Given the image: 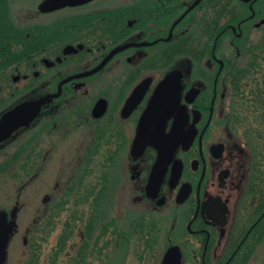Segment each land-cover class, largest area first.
<instances>
[{
    "label": "flooded vegetation",
    "instance_id": "obj_1",
    "mask_svg": "<svg viewBox=\"0 0 264 264\" xmlns=\"http://www.w3.org/2000/svg\"><path fill=\"white\" fill-rule=\"evenodd\" d=\"M43 1L10 5L0 34V118L42 102L36 119L0 143V170L29 154L42 169L43 139L57 145L73 128L93 138L67 191L44 193L32 224H18L19 194L9 209L0 203L9 219L18 208L5 264L17 242L22 264H136L138 245V264H162L171 247L181 264L260 263V171L232 82L220 74L240 55L237 38L261 26L263 0H88L42 10Z\"/></svg>",
    "mask_w": 264,
    "mask_h": 264
},
{
    "label": "rangeland",
    "instance_id": "obj_2",
    "mask_svg": "<svg viewBox=\"0 0 264 264\" xmlns=\"http://www.w3.org/2000/svg\"><path fill=\"white\" fill-rule=\"evenodd\" d=\"M12 1V4H10L11 6L15 5L17 3L16 1L22 2V0ZM25 1L22 2V6L27 7ZM27 1L32 3L37 2V0ZM34 6L35 4L33 7ZM241 125L240 132L243 133L248 142L250 134L246 133V129H244L245 124L241 123ZM40 136L41 138L45 137L43 134H40ZM92 138L93 134L90 130L80 127L73 128L68 135L59 139L57 145L52 139H43L42 144L44 147L42 148V157L43 155L48 154L49 151L50 153L45 160L42 169H34L31 154L26 156L27 158L25 157L24 161L14 167H12L13 165H6L1 168L2 170L0 171H3V177H0V203H4L9 209L14 205L17 195H20L18 200L20 201V205L23 203V206H20L19 208L18 224L21 227L33 223V219L35 218L36 211L41 205L42 195L44 193L51 192L59 194L67 191V183L70 179L74 178L73 176L76 170L78 171L79 160L82 156L84 146L87 142L89 143ZM248 146L249 153L253 152L249 142ZM250 149L252 151H250ZM255 150L257 152L260 151V146H256ZM33 172H35L36 175L30 179L29 177ZM28 180L30 181L29 183H27ZM119 193L121 194V191H119ZM22 248L23 246L21 242H17L16 253H12L10 264H13V262H16V264H22L24 262V258L27 256L23 254ZM121 251H124L123 245H121ZM136 252V264H138L139 258L144 255L143 252H141L140 245L137 246ZM121 255L122 252L117 253V257L120 258ZM117 261V264H122V261ZM131 264H135V261L133 260ZM252 264H264V239L260 243V263L256 261Z\"/></svg>",
    "mask_w": 264,
    "mask_h": 264
},
{
    "label": "trees",
    "instance_id": "obj_3",
    "mask_svg": "<svg viewBox=\"0 0 264 264\" xmlns=\"http://www.w3.org/2000/svg\"><path fill=\"white\" fill-rule=\"evenodd\" d=\"M10 1L0 0V34L5 33L4 19L11 17ZM260 17L264 19V0L260 2ZM236 44L240 55L232 57L225 65L220 79L232 82L233 106L240 115L238 123L245 124L244 129L250 134L248 142L254 152V176L259 177L260 171V203H264V23L252 34L245 32L237 38ZM233 55H237L235 50ZM256 146H260V151L255 150ZM262 209L264 205L260 206V211ZM262 221L264 225V217Z\"/></svg>",
    "mask_w": 264,
    "mask_h": 264
},
{
    "label": "water",
    "instance_id": "obj_4",
    "mask_svg": "<svg viewBox=\"0 0 264 264\" xmlns=\"http://www.w3.org/2000/svg\"><path fill=\"white\" fill-rule=\"evenodd\" d=\"M88 0H44L40 5L42 10H53L63 7L68 4H79ZM264 22V19L260 21V25ZM174 76V75H172ZM169 76L159 86L157 99L161 97L164 90L168 89L174 82L173 77ZM143 89L141 86L138 90ZM135 98V95H134ZM157 100L153 102L149 112L143 117L142 123L151 122V116L156 107ZM41 101L28 100L20 103L13 109L6 112L0 118V143L12 136L14 132L23 126L29 125L41 112ZM146 137H138V142H145ZM139 143V144H143ZM153 143H156L153 141ZM18 208L15 207L12 211V219H9L8 212L0 208V264H5L8 256V244L11 239V235L16 230V220ZM182 254L178 247H171L165 255L162 264H181Z\"/></svg>",
    "mask_w": 264,
    "mask_h": 264
}]
</instances>
